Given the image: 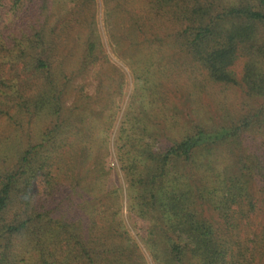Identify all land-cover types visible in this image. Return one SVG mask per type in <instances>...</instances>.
<instances>
[{
    "label": "trees",
    "instance_id": "trees-1",
    "mask_svg": "<svg viewBox=\"0 0 264 264\" xmlns=\"http://www.w3.org/2000/svg\"><path fill=\"white\" fill-rule=\"evenodd\" d=\"M101 4L0 0V264H264V0Z\"/></svg>",
    "mask_w": 264,
    "mask_h": 264
},
{
    "label": "rangeland",
    "instance_id": "rangeland-1",
    "mask_svg": "<svg viewBox=\"0 0 264 264\" xmlns=\"http://www.w3.org/2000/svg\"><path fill=\"white\" fill-rule=\"evenodd\" d=\"M97 8H98V11H97V13H98V16H99V22H98V24H99V28H100V33L102 34V36H103V38H104V41H105V44H104V46H105V49L109 52V54L112 56V58L114 59L115 57H114V55L110 52V45L109 44H107V42H106V40H107V37H106V35H105V27L103 26V23H102V4H101V0H97ZM90 79V78H89ZM92 80V82H91V84L92 85H89V86H87V89H88V91H90V92H92L93 91V84L95 83V81L93 80V79H91ZM129 81H130V79H129ZM127 89H128V91L131 89V84L129 83L128 84V87H127ZM125 100V99H124ZM123 104H124V101H123ZM122 104V105H123ZM110 159L112 160V159H115L114 157H110ZM115 163V162H114ZM111 165L113 164V162H111L110 163ZM112 166H114V165H112ZM120 173V175H121V172H119ZM125 214H126V209L124 208V210H123V215L125 216ZM129 225V228L131 227V225L130 224H128ZM133 233H135L134 231H133ZM136 237V236H135Z\"/></svg>",
    "mask_w": 264,
    "mask_h": 264
}]
</instances>
